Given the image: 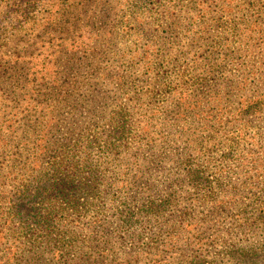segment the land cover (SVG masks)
Wrapping results in <instances>:
<instances>
[{
    "label": "trees",
    "instance_id": "trees-1",
    "mask_svg": "<svg viewBox=\"0 0 264 264\" xmlns=\"http://www.w3.org/2000/svg\"><path fill=\"white\" fill-rule=\"evenodd\" d=\"M197 4V37L218 22L212 41L224 50L203 66L189 52L195 65L183 86L192 90L151 123L124 94L112 107L108 95L64 96L22 142L0 145V264H264L263 61L244 71L237 48L264 44V0ZM227 27L251 30L232 41ZM169 54L172 63L186 53L155 50L149 61ZM245 86L253 94L233 97Z\"/></svg>",
    "mask_w": 264,
    "mask_h": 264
},
{
    "label": "rangeland",
    "instance_id": "rangeland-1",
    "mask_svg": "<svg viewBox=\"0 0 264 264\" xmlns=\"http://www.w3.org/2000/svg\"><path fill=\"white\" fill-rule=\"evenodd\" d=\"M201 1L0 0V145L22 142L36 118L59 111L58 101L64 96L85 99L108 95L106 104L112 107V97L124 94L129 109L151 123V114L162 104L177 97L184 88L192 90L189 84L183 86L189 80L186 74L195 65L189 59L192 56L189 52L196 53L199 66H203L211 51L224 50L212 41L221 31L220 23H210L204 40L196 35L193 14ZM171 14L176 17L174 28H168L169 21L175 20ZM189 14L192 20L186 19ZM93 15H97L96 19ZM248 20L244 16L236 21L240 30ZM249 30L237 31L234 35V30L227 27L224 35L232 41L243 39V42ZM101 34L105 39L103 36L99 39ZM262 43L259 47H237L245 61L244 71L263 61L260 66L264 72ZM258 49L262 52L255 62ZM155 50L161 56L169 50L186 54L172 63L169 61L175 55L169 54L167 61L152 65L149 60ZM137 55L135 59L130 57ZM117 75L122 79L115 80ZM252 79L254 76L249 75L247 80ZM120 81L122 87L118 88ZM201 81L204 85L207 80ZM246 88L233 90V97L253 94ZM257 88L264 96V80ZM241 91L243 94H239ZM243 132L254 133L250 129ZM124 158L127 162L128 156ZM4 165L0 159V169Z\"/></svg>",
    "mask_w": 264,
    "mask_h": 264
}]
</instances>
